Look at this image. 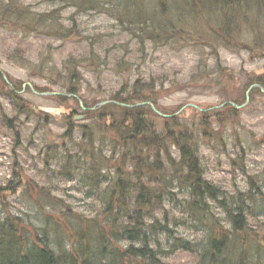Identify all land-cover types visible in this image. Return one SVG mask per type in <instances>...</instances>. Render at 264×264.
I'll return each instance as SVG.
<instances>
[{
  "label": "trees",
  "instance_id": "trees-1",
  "mask_svg": "<svg viewBox=\"0 0 264 264\" xmlns=\"http://www.w3.org/2000/svg\"><path fill=\"white\" fill-rule=\"evenodd\" d=\"M58 1L75 8L76 14L105 11V5L98 0H52L51 4ZM132 3L146 9L138 11ZM148 4L150 7L139 0H112L111 3L112 9L121 5L122 9L115 10L112 16L118 12L119 24L128 23L132 32L135 28V37L142 46L146 42L153 47L173 44L172 52L176 50L175 44L186 45L185 41L195 39L203 43V48L208 46L213 54L219 49L236 48L239 43L243 50L264 53V0H183L180 4L179 0H149ZM133 9L137 11L130 19L127 13ZM58 18L57 12L35 13L21 0H0V28L43 36L44 41L55 37L72 41L81 35L73 20L69 31L60 34L67 27ZM2 43L8 45L7 40ZM116 43L122 54H115L118 63L113 72L122 73L127 66L134 71L141 70V64L144 67L147 55L142 48V53L136 51L132 55L129 47ZM20 51L12 53L11 60L16 63L21 60V66L32 70L34 66H29L31 63L22 58ZM151 54L155 69L168 59L155 51ZM74 55L80 56L78 52L71 53V57L62 61L60 69L64 74L61 70L58 74L69 83L67 94L79 97L88 109L96 108L84 112L78 101L70 98L76 102L79 113H72L66 119V126L71 131L74 118L80 114L91 123L80 128L84 139L75 141L77 155L61 156L55 168L48 170L47 187H37L29 180L20 183V178L0 185V264H171L166 258L178 252L190 255L193 264H264V235L253 237V229L246 223L243 199L226 194L204 178L197 134L188 129L177 131L174 115L163 112L158 100L162 97L166 76L157 78L161 89H157L152 75L146 79L147 75L139 74L132 91L127 93L126 84L122 83L113 94L89 99L80 95L81 83L74 75L81 66L87 65L88 56L91 61H97H94L97 67L108 65L110 60L92 52L87 58H74ZM47 58L48 63L53 61ZM54 66L56 70L59 68L55 63ZM216 67L209 71L202 68L193 75L198 80L207 76L209 86L218 89L222 103H228L211 111L209 107L201 112L193 109L206 135L209 118L216 120L221 131L227 119L236 117L238 110L230 103L242 105L244 89L248 88L239 93L235 89L231 95L237 76L224 75ZM55 73L50 70V80ZM260 79L259 85L264 86V75ZM3 90L15 103L22 89L7 88L0 78V91ZM56 99L68 101L69 98L56 96ZM105 101L112 102L97 107ZM145 102L154 105L157 111L148 104L127 107ZM213 131L210 127L205 138H213ZM73 176L76 179L71 181H77L84 197L99 203L100 208L94 215L84 216L73 211L58 195L59 185L53 179L70 181ZM250 180L253 183L254 179ZM19 187L22 191L17 195ZM5 189L15 194L11 203L6 199ZM255 195L252 191L246 193L253 211L264 216V194H258L260 200ZM181 198L185 200L182 205L178 202ZM209 201L225 207L230 228L224 229L221 222L214 220L216 215H212ZM25 204L27 210L22 207ZM168 206L170 210L182 208L191 217L189 222L212 220L214 229L209 228L206 238L195 244L173 230L182 223L169 218Z\"/></svg>",
  "mask_w": 264,
  "mask_h": 264
},
{
  "label": "rangeland",
  "instance_id": "rangeland-1",
  "mask_svg": "<svg viewBox=\"0 0 264 264\" xmlns=\"http://www.w3.org/2000/svg\"><path fill=\"white\" fill-rule=\"evenodd\" d=\"M98 1L105 5L103 9L105 11L102 13L76 14L75 8L64 2L58 1L53 5L52 0H21L35 13L57 12L58 20L67 27L60 34H66L69 31L73 20L79 27L81 35L72 41L63 37L44 41L46 37L43 38V36L24 34L22 31L10 28H0V78L7 83V88L22 89L18 92L19 99L15 103L5 95L4 90L0 91V185L20 178V183L24 180L25 184L29 180V183L37 184V187L38 185L47 187L50 181L46 176L48 170L55 168L60 157L66 154L68 156L77 155L75 141L84 139L80 128L91 121L85 117H75L74 128L70 131L66 126V119L72 113H79L76 109V102L71 101L70 98L68 101H60L56 99V96L45 94L59 93L60 96L64 94L68 98L70 94H67V85L69 83L60 76L61 73L58 74L62 61L71 57V53L78 52L80 56L74 55L73 57L80 59L87 58L86 56L91 52L98 53L101 57H107L110 63L97 67V61L93 59L96 61L95 66L94 61H91L88 56L87 65L81 66L79 73L74 75L81 83L80 95L89 99L95 96L104 98L109 95L108 93L117 92L122 83L126 84L124 89L128 93L133 87L135 88V81L139 74L147 75L146 79L152 75L159 89L157 78L159 75L166 76L164 87L160 88L162 97L159 96L158 100L163 112L174 115L177 121L175 126L177 131L183 129L195 131L202 154L204 178L217 185L226 194L243 199L246 223L248 228L253 229V237L257 239L264 235L262 232L264 216L253 211L251 207L253 204H250L251 202L246 197V193L252 191L260 200L258 194H264V86H261L262 91H258L257 88L260 78L264 75V53L243 50L239 43L236 48L219 49L216 54H213L208 46L203 48V43L195 39L185 41L186 45L175 44L176 50L172 52H170V46L173 44L153 47V44L146 42L142 46L137 36L135 37L136 29L134 28L132 32L131 25L128 23L119 24L118 12L112 16L115 10L122 9L121 5L117 9H112V0ZM181 1L183 0H179V4ZM139 2L149 6V0H139ZM142 8L146 9L136 4L134 9L139 11ZM134 9L133 12L127 13L130 19L135 16L137 10ZM127 10L130 11V9ZM6 40L8 45L2 43L3 41L6 43ZM94 41L97 43L93 44ZM116 41L123 43L126 48L129 47L132 55L136 51L141 53L143 51V54L147 55L144 67L142 64L140 66L141 70L134 71L132 67L127 66L122 73L113 72V68L118 63L114 58L115 54H122L114 45L117 44ZM50 46L53 49H49ZM17 50H21L18 53L27 62L29 61V64L31 63L29 66H34L32 70L21 66V60L18 63L11 60L10 55ZM152 50L168 58L156 69L152 67L153 63L150 61L151 53L154 52ZM47 57L53 58L54 63L59 67L58 71L52 59L51 63L47 62ZM132 63L138 64L136 61ZM214 65L220 67V72L224 75L237 76L238 80L233 82L235 86L229 92L231 95L235 89L239 93L248 87L244 89V102L241 105L246 106L238 110L236 117L227 119L221 131H219L216 120L209 118V124L205 127L208 131L206 135L199 127L201 124L199 115L194 114L193 109L201 112L205 111V107H209V110H212L223 101L218 89L209 86L207 76L205 79L198 80V78L194 79L193 75L202 68H207L208 71L210 68H217ZM50 70L56 72L53 80L49 79ZM61 72L64 74L63 70ZM171 84L175 85L176 90ZM97 86L98 89H95ZM251 87L253 88L248 93ZM18 102L21 103L20 107H18L20 105ZM150 105L154 108L152 110L157 111L154 105ZM209 126L214 130L213 138L210 140L205 138L209 135ZM250 178L254 179L253 183ZM74 179H76L74 176L69 178L70 181L63 178L53 179L55 184L59 185L58 195L68 203L73 211L84 216L94 215L93 213L100 208L99 203L95 199L84 197L78 190L77 181H71ZM21 191L22 187H19L17 195L21 194ZM14 198L15 194L7 190L6 199H9L11 203ZM180 201L178 200L182 205L185 200L181 198ZM26 205L22 206L25 210H27ZM209 208L212 215H216L214 220L221 222L219 224L224 229L231 227L226 221L225 207L217 202L209 201ZM168 211L169 218L179 219L182 223L174 228L172 226L173 230L178 231L181 236L195 244L201 242L204 237L206 238L209 228L214 229L212 220L210 223L207 221L202 223L200 220L189 222L191 217L182 208L170 210L168 206ZM253 241L256 242L254 239ZM166 260L171 264H193L192 257L182 252L172 254Z\"/></svg>",
  "mask_w": 264,
  "mask_h": 264
},
{
  "label": "water",
  "instance_id": "water-1",
  "mask_svg": "<svg viewBox=\"0 0 264 264\" xmlns=\"http://www.w3.org/2000/svg\"><path fill=\"white\" fill-rule=\"evenodd\" d=\"M253 87L250 88V90L252 89ZM250 90L248 91V93L250 92ZM45 95H59V93H48V94H45ZM248 101V98L246 99ZM142 104H138L136 105L137 106H141ZM152 107V106H151ZM153 108V107H152ZM154 109V108H153ZM82 118V117H81Z\"/></svg>",
  "mask_w": 264,
  "mask_h": 264
}]
</instances>
